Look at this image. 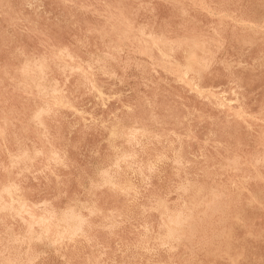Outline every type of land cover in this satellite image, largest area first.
Segmentation results:
<instances>
[{"label":"rangeland","instance_id":"obj_1","mask_svg":"<svg viewBox=\"0 0 264 264\" xmlns=\"http://www.w3.org/2000/svg\"><path fill=\"white\" fill-rule=\"evenodd\" d=\"M119 1L0 0V264H264V0Z\"/></svg>","mask_w":264,"mask_h":264},{"label":"bare ground","instance_id":"obj_2","mask_svg":"<svg viewBox=\"0 0 264 264\" xmlns=\"http://www.w3.org/2000/svg\"><path fill=\"white\" fill-rule=\"evenodd\" d=\"M63 1H64V0H63ZM116 1L120 2L119 0H116ZM128 1H129V0H128ZM136 1H138V0H136ZM150 1H151V0H150ZM162 1H163V0H162ZM175 1H176V0H175ZM184 1H185V0H184ZM191 1H193V0H191ZM191 1H190V2H191ZM194 1H195V0H194ZM199 1H200V0H199ZM199 1H198V3H199ZM259 1H260V0H259ZM65 2H66V1H65ZM147 2H148V1H147ZM163 2H164V1H163ZM166 2H167V1H166ZM176 2H177V1H176ZM178 2H179V1H178ZM195 2H197V1H195ZM242 2H243V1H242ZM67 3H68V2H67ZM120 3H121V2H120ZM139 3H140V2H139ZM191 3H192V2H191ZM200 3H201V2H200ZM217 3H219V2H217ZM225 3H226V2H225ZM229 3H230V2H229ZM236 3H237V2H236ZM244 3H245V2H244ZM116 4H117V3H116ZM147 4H148V3H147ZM171 4H172V3H171ZM192 4H193V3H192ZM212 4H213V3H212ZM237 4H238V3H237ZM138 5H139V4H138ZM151 5H152V4H151ZM180 5H181V4H180ZM183 5H184V4H183ZM188 5H189V4H188ZM216 5H217V4H216ZM218 5H219V4H218ZM104 6H105V5H104ZM181 6H182V5H181ZM202 6H203V5H202ZM81 7H82V6H81ZM89 7H90V6H89ZM107 7H108V6H106V8H107ZM121 7H122V6H121ZM146 7H147V6H146ZM183 7H184V6H183ZM187 7H188V6H187ZM198 7H199V6H198ZM207 7H209V6H207ZM212 7H213V6H212ZM112 8H113V7H112ZM150 8H151V7H150ZM175 8H176V7H175ZM200 8H201V7H200ZM203 8H204V7H203ZM219 8H220V7H219ZM239 8H240V7H239ZM80 9H81V8H80ZM85 9H86V8H85ZM88 9H89V8H88ZM92 9H93V8H92ZM176 9H177V8H176ZM179 9H180V8H179ZM179 9H177V10H179ZM181 9H182V8H181ZM118 10H119V9H118ZM129 10H130V8H129ZM131 10H132V9H131ZM183 10H184V9H183ZM201 10H203V9H201ZM209 10H210V9H209ZM213 10H214V9H213ZM216 10H218V9H216ZM108 11H109V8H108ZM133 11H134V10H133ZM220 11H221V10H220ZM94 12H95V11H94ZM103 12H104V11H103ZM119 12H120V11H119ZM139 12H140V11H139ZM177 12H178V11H177ZM180 12H181V11H180ZM182 12H183V11H182ZM190 12H191V11H190ZM221 12H223V11H221ZM228 12H229V11H228ZM89 13H90V12H89ZM97 13H99V12H97ZM101 13H102V12H101ZM105 13H106V12H105ZM121 13H122V12H121ZM134 13H135V12H134ZM149 13H150V12H149ZM214 13H215V12H214ZM226 13H227V12H226ZM94 14H95V13H94ZM111 14H112V13H111ZM178 14H179V13H178ZM97 15H98V14H97ZM106 15H107V14H106ZM106 15H105V16H106ZM114 15H115V13H114ZM121 15H122V14H121ZM130 15H131V13H130ZM187 15H188V14H187ZM187 15H185V16H187ZM234 15H235V14H234ZM100 16H101V15H100ZM122 16H123V15H122ZM122 16H121V17H122ZM131 16H132V15H131ZM179 16H180V15H179ZM211 16H212V15H211ZM222 16L225 18L224 15H222ZM235 16H236V15H235ZM106 17H107V16H106ZM113 17H114V16H113ZM113 17H111V18H113ZM117 17H118V16H117ZM119 17H120V15H119ZM119 17H118V18H119ZM200 17H201V16H200ZM213 17H215V16H213ZM220 17H221V16H220ZM101 18H102V17H101ZM108 18H109V17H108ZM108 18H107V20H110V19H108ZM124 18L126 19V17H124ZM168 18H169V17H168ZM215 18H216V17H215ZM217 18H218V17H217ZM217 18H216V19H217ZM104 19H105V18H104ZM125 19H124V20H125ZM127 19H128V18H127ZM192 19H193V18H192ZM192 19H191V20H192ZM226 19H227V18H226ZM226 19H225V20H226ZM228 19H229V18H228ZM241 19H242V18H241ZM121 20H123V18H122ZM128 20H129V19H128ZM135 20H136V19H135ZM163 20H164V19H163ZM163 20H162V21H163ZM237 20H238V18H237ZM244 20H245V19H244ZM256 20H258V18H257ZM256 20H255V21H256ZM118 21H119L120 24H122V23L120 22V20H118ZM129 21H131V19H130ZM181 21H182V20H181ZM194 21H195V20H194ZM229 21H230V20H229ZM115 22H116V21H115ZM166 22H167V21H166ZM192 22H193V21H192ZM197 22H198V21H197ZM218 22H221V19H220V21H218ZM259 22H260V21H259ZM117 23H118V22H117ZM145 23H146V22H145ZM160 23H161V22H160ZM195 23H196V22H195ZM200 23H201V22H200ZM225 23H226V22H225ZM225 23H224V24H225ZM233 23H234V22H233ZM250 23H251V22H250ZM83 24H84V23H83ZM108 24H109V23H108ZM120 24H119V25H120ZM185 24H186V23H185ZM212 24H213V23H212ZM220 24H221V23H220ZM234 24H235V23H234ZM238 24H239V23H238ZM251 24H252V23H251ZM255 24H257V22H256ZM138 25H139V24H138ZM152 25H153V24H152ZM152 25H151V26H152ZM179 25H180V24H179ZM179 25H178L177 27H180ZM195 25H197V24H195ZM225 25H226V24H225ZM245 25H246V24H245ZM245 25H244V26H245ZM247 25H248V24H247ZM260 25H261V24H260ZM104 26H105V25H104ZM109 26H110V25H109ZM112 26H114V25H112ZM126 26H127V25H126ZM130 26H131V25H130ZM146 26H147V25H146ZM217 26H218V25H217ZM223 26H224V25H223ZM261 26H262V25H261ZM261 26H260V27H261ZM97 27H98V26H97ZM97 27H96V28H97ZM117 27H118V26H117ZM121 27H122V26H121ZM164 27H165V26H164ZM164 27H163V28H164ZM182 27H184V26H182ZM203 27H204V26H203ZM208 27H209V26H208ZM227 27H228V26H227ZM234 27H235V26H234ZM234 27H233V28H234ZM93 28H94V27H93ZM102 28H103V27H102ZM107 28H108V27H107ZM113 28H114V27H113ZM129 28H130V27H129ZM151 28H152V27H151ZM168 28H169V27H168ZM174 28H175V27H174ZM211 28H212V27H211ZM214 28H215V26H214ZM233 28H232V29H233ZM97 29H98V28H97ZM124 29H125V28H124ZM124 29H123V30H124ZM126 29H128V28H126ZM136 29H138V27H137ZM139 29H140V28H139ZM147 29H148V28H147ZM212 29H213V28H212ZM218 29H219V28H218ZM246 29H247V28H246ZM254 29H255V28H254ZM94 30H95V29H94ZM99 30H100V28H99ZM134 30H135V29H134ZM176 30H179V29H176ZM221 30H222V29H221ZM249 30H250V29H249ZM84 31H85V30H84ZM87 31H88V30H87ZM110 31H111V30H110ZM119 31H120V29H119ZM131 31H132V30H131ZM142 31H143V30H142ZM153 31H154V30H153ZM211 31H213V30H211ZM241 31H243V30L241 29ZM251 31H252V30H251ZM255 31H256V30H255ZM257 31H260V30H257ZM98 32H99V31H98ZM100 32H101V31H100ZM100 32H99V33H100ZM108 32H109V31H108ZM116 32H117V31H116ZM121 32L123 33V31H121ZM134 32H135V31H134ZM151 32H152V31H151ZM167 32H168V31H167ZM235 32H236V31H235ZM260 32H261V31H260ZM103 33H104V32H103ZM128 33H129V32H128ZM136 33H137V32H136ZM144 33H145V31H144ZM158 33H159V32H158ZM215 33H216V31H215ZM222 33H224V32H222ZM239 33H240V32H239ZM38 34H39V33H38ZM104 34H105V33H104ZM115 34H116V33H114V35H115ZM139 34H140V33H139ZM146 34H147V33H146ZM159 34H160V33H159ZM212 34H213V33H212ZM218 34H219V33H218ZM102 35H103V34H102ZM117 35H118V34H117ZM121 35H122V34H121ZM132 35H133V33H132ZM132 35H131V36H132ZM142 35H143V33H142ZM151 35H152V34H151ZM153 35H155V34H153ZM153 35H152V36H153ZM165 35H166V34H165ZM167 35H168V34H167ZM175 35H176V34H175ZM261 35H262V34H261ZM42 36H43V35H42ZM99 36H100V35H99ZM107 36H108V35H107ZM127 36H128V35H127ZM156 36H157V35H156ZM156 36H153V37H156ZM177 36H178V35H177ZM177 36H176V37H177ZM198 36H199V35H198ZM198 36H197V37H198ZM201 36H202V35H201ZM212 36H214V34H213ZM217 36H218V35H217ZM240 36H241V35H240ZM122 37L124 38V35H123ZM143 37H144V36H143ZM147 37H148V36H146V38H147ZM149 37H150V36H149ZM158 37H159V36H158ZM167 37H168V36H167ZM210 37H211V36H210ZM214 37H215V36H214ZM82 38H83V37H82ZM102 38L104 39L105 37L102 36ZM120 38H121V37H120ZM132 38H133V37H132ZM138 38H139V37H138ZM170 38H171V37H170ZM179 38H180V37H179ZM183 38H184V37H183ZM194 38H195V37H194ZM194 38H193V39H194ZM200 38H201V37H200ZM200 38H199V39H200ZM202 38H203V37H202ZM211 38H212V37H211ZM246 38H247V37H246ZM77 39H79V38H77ZM117 39H118V38H117ZM149 39H150V38H149ZM159 39H160V37H159ZM164 39H165V38H164ZM166 39H167V38H166ZM188 39H189V37L187 38V40H188ZM209 39H210V38H209ZM209 39H208V40H209ZM109 40H110V39H109ZM125 40H126V39H125ZM127 40H128V39H127ZM138 40H143V39H141V37H140V39H138ZM138 40H136V41H138ZM144 40H145V39H144ZM152 40H153V39H152ZM162 40H163V39H161V41H162ZM168 40H169V39H168ZM182 40H183V39H182ZM182 40H181V41H182ZM184 40H185V39H184ZM206 40H207V39H206ZM210 40H212V39H210ZM243 40H244V39H243ZM47 41H48V40H47ZM80 41H81V39H80ZM82 41H83V40H82ZM110 41H111V40H110ZM122 41H123V40H122ZM134 41H135V39H134ZM146 41H148V40H146ZM156 41H157V40H156ZM158 41H159V40H158ZM173 41H174V39L171 40V42H173ZM195 41H196V40H195ZM213 41H215V39H214ZM219 41H220V40H219ZM223 41H224V40H223ZM258 41H260V40H258ZM113 42H114V41H113ZM138 42H139V41H138ZM144 42H145V41H144ZM148 42H149V41H148ZM166 42H168V41H166ZM176 42H177V40H176ZM209 42H210V41H209ZM211 42H212V41H211ZM107 43H109V42H107ZM107 43H106V44H107ZM142 43H143V42H142ZM159 43H160V42H159ZM188 43H189V42H188ZM195 43H196V42H195ZM195 43H194V44H195ZM201 43H203V42H201ZM204 43H206V42H204ZM207 43H208V42H207ZM217 43H218V42H217ZM245 43H246V42H245ZM101 44H102V43H101ZM121 44H122V43H121ZM140 44H141V43H140ZM144 44H146V43H144ZM148 44H149V43H148ZM152 44H154L153 41H152ZM167 44H168V43H167ZM169 44H170V43H169ZM174 44H175V43H174ZM176 44H177V43H176ZM178 44H180V43L178 42ZM181 44H182V43H181ZM191 44H192V43H191ZM47 45H48V44H47ZM81 45H82V43H81ZM94 45H95V44H93V48H94ZM113 45L115 46V44H113ZM117 45H118V44H117ZM131 45H132V44H131ZM163 45H164V44H163ZM202 45H203V44H202ZM204 45H205V44H204ZM209 45H211V44H209ZM70 46H73V45H70ZM82 46H83V45H82ZM101 46H102V45H101ZM105 46H106V45H105ZM108 46H110V45H108ZM108 46H107V47H108ZM134 46H135V45H134ZM169 46H170V45H169ZM178 46H179V45H178ZM196 46H197V45H195V47H196ZM212 46H213V45H212ZM217 46H218V45H217ZM49 47H50V46H49ZM51 47H52V46H51ZM51 47H50V48H51ZM79 47H80V46H79ZM86 47H87V46H86ZM95 47H96V46H95ZM112 47H113V46H112ZM141 47H143V46H140V48H141ZM152 47H153V46H152ZM179 47H180V46H179ZM208 47H209V46H208ZM219 47H220V46H219ZM18 48H19V47H18ZM43 48H44V47H43ZM101 48H102V47H101ZM116 48H117V47H116ZM150 48H151V47H150ZM163 48H164V47H163ZM163 48H162V49H163ZM171 48H172V47H171ZM51 49H52V48H51ZM53 49H54V48H53ZM57 49H59V47H58ZM106 49H107V48H106ZM108 49H109V47H108ZM112 49H113V48H112ZM166 49H167V48H166ZM174 49H175V48H174ZM178 49H179V48H178ZM191 49H192V48H191ZM203 49H206V48H203ZM215 49H216V48H215ZM217 49H218V48H217ZM221 49H222V48H221ZM15 50H17V49H15ZM65 50H66V48H65ZM94 50H95V49H94ZM109 50H110V49H109ZM118 50H120V49L118 48ZM118 50H117V51H118ZM134 50H135V49H134ZM144 50H145V49H144ZM144 50H143V51H144ZM146 50H147V49H146ZM150 50H151V49H150ZM159 50H160V49H158V51H159ZM167 50H169V49H167ZM201 50H202V49H200V51H201ZM207 50H208V49H207ZM219 50H220V49H219ZM56 51H57V50H56ZM56 51H55V49H54L52 52H53V53L55 52V54H56ZM121 51H122V50H121ZM156 51H157V50H156ZM170 51H171V50H170ZM202 51H203V50H202ZM52 52H51V55L53 54ZM57 52H58V51H57ZM61 52L63 53V51H61ZM84 52H85V51H84ZM151 52H152V51H151ZM208 52H209V51H208ZM208 52H205V53L208 54ZM14 53H15V52H14ZM20 53H22V52H20ZM43 53H44V52H43ZM94 53H95V52H94ZM96 53H98V52H96ZM106 53H108V51H107ZM140 53H141V52H140ZM170 53H171V52H170ZM205 53H204V55H205ZM216 53H217V51H216ZM88 54H89V53H88ZM111 54H112V53H111ZM118 54H119V53H118ZM141 54H142V53H141ZM146 54H147V52H146ZM146 54L144 53V56H145ZM159 54H160V52H159ZM209 54L211 55L210 52H209ZM18 55H19V53H18ZM25 55H26V54H25ZM42 55H43V54H42ZM42 55H40V56L42 57ZM56 55H57V54H56ZM85 55H86V54H85ZM93 55H94V54H93ZM109 55H110V53H109ZM109 55H108V56H109ZM163 55H164V53H163ZM163 55H162V56H163ZM212 55H213V54H212ZM10 56H11V55H10ZM44 56H45V55H44ZM65 56H66V55H65ZM99 56H101V52H100ZM108 56H107V57H108ZM112 56H113V55H112ZM149 56H150V55H149ZM166 56H168V55H165V58H166ZM216 56H217V55H216ZM262 56H263V55H262ZM21 57H22V56H21ZM30 57H31V55H30ZM52 57H54V56H52ZM58 57H59V55H58ZM86 57H87V56H86ZM93 57L95 58V56H93ZM102 57H103V56H102ZM119 57H120V56H119ZM212 57H213V56H212ZM12 58H13V57H12ZM43 58H44V57H43ZM61 58H62V57H61ZM75 58H76V57H75ZM100 58H101V57H100ZM111 58H112V57H111ZM111 58H110V60H111ZM149 58H150V57H149ZM163 58H164V57H163ZM167 58H168V57H167ZM201 58H202V57H201ZM201 58H200V59H201ZM17 59L19 60L18 57H17ZM17 59H16V60H17ZM22 59H23V58H22ZM33 59H34V58H33ZM33 59H32V60H33ZM38 59H40V58L38 57ZM50 59H52V58H50ZM78 59H79V58H78ZM88 59H90V58H88ZM105 59H106V58H105ZM105 59H102V60H105ZM107 59H108V58H107ZM134 59H135V58H134ZM206 59H207V58H206ZM213 59H214V58H213ZM25 60H26V59H25ZM27 60H29V59H27ZM40 60H41V59H40ZM47 60H48V59H47ZM57 60H58V59H57ZM69 60H70V59H69ZM98 60H99V59H98ZM116 60H117V59H116ZM127 60H128V59H127ZM136 60H137V59H136ZM148 60H149V59H148ZM204 60H205V59H204ZM210 60H211V59H210ZM260 60H261V59H260ZM7 61H8V60H7ZM52 61H53V60H52ZM52 61H50V62H52ZM61 61H62V60H60V63H61ZM82 61H83V60H82ZM85 61H86V60H85ZM89 61H91V60H89ZM107 61H108V60H107ZM107 61H105V62H107ZM125 61H126V59H125ZM131 61H132V60H131ZM154 61H155V60H154ZM158 61H159V60H158ZM158 61L156 62L157 64H158ZM173 61H174V60H173ZM207 61H208V60H207ZM207 61H206V62H207ZM211 61H212V60H211ZM10 62H11V61H10ZM41 62H42V61H41ZM79 62H80V61H79ZM102 62H103V61H102ZM105 62H104V63H105ZM116 62H117V61H116ZM129 62H130V61H129ZM134 62H135V61H134ZM136 62H137V61H136ZM19 63H20V62H19ZM81 63H82V62H81ZM87 63H88V62H87ZM99 63H100V62H99ZM109 63H110V62H108V64H109ZM164 63H165V62H164ZM176 63H177V62H176ZM176 63H175V64H176ZM202 63H204V62H202ZM252 63H253V62H252ZM42 64H43V63H42ZM53 64L56 65V63H53ZM65 64H66V63H65ZM95 64H96V63H95ZM115 64H116V63H115ZM128 64H129V63H128ZM141 64H142V63H141ZM159 64H160V63H159ZM167 64H168V63H167ZM230 64H231V63H230ZM232 64H233V63H232ZM238 64H239V63H238ZM19 65H20V64H19ZM29 65H30V64H29ZM31 65H33V64H31ZM43 65H44V64H43ZM45 65H46V64H45ZM49 65H50V64H49ZM59 65H60V64H59ZM62 65H63V64H62ZM105 65H107V64H105ZM110 65H111V64H109V66H110ZM126 65H127V64H126ZM134 65H135V64H134ZM146 65H148V64H146ZM146 65H145V66H146ZM176 65H177V64H176ZM176 65H175V66H176ZM203 65H204V64H203ZM206 65H207V64H206ZM239 65H242V64H239ZM258 65H259V64H258ZM3 66H4V65H3ZM14 66H15V65H14ZM14 66H13V67H14ZM35 66H36V65H35ZM47 66H48V65H47ZM71 66H73V65H71ZM81 66H82V65H81ZM92 66H93V64H92ZM99 66H100V65H99ZM116 66H117V65H116ZM124 66H125V64H124ZM140 66H142V65H140ZM161 66H162V63H161ZM170 66H171V65H170ZM201 66H202V65H201ZM229 66H230V65H229ZM236 66H237V64H236ZM4 67H5V66H4ZM74 67H75V66H74ZM76 67H79V65L76 66ZM90 67H91V66H90ZM100 67H102V63H101V66H100ZM156 67H157V66H156ZM158 67H159V65H158ZM164 67H165V66H164ZM164 67H163V68H164ZM179 67H180V66H179ZM181 67H182V66H181ZM18 68H19V67H18ZM48 68H49V67H48ZM95 68H96V67H95ZM98 68H99V67H97V69H98ZM105 68L108 69V67H105ZM110 68H111V67H109V69H110ZM142 68H143V67H142ZM147 68H148V67H147ZM160 68H161V67H160ZM0 69H1V68H0ZM29 69H31V68H29ZM59 69H60V67H59ZM67 69L69 70V68H67ZM111 69H112V68H111ZM136 69H137V68H136ZM144 69H145V68H144ZM188 69H189V68H188ZM209 69H210V68H209ZM13 70H14V69H13ZM23 70H24V69H23ZM31 70H32V69H31ZM57 70H58V69H57ZM60 70H61V69H60ZM62 70H63V69H62ZM80 70H81V68H80ZM98 70H99V69H98ZM113 70H114V69H113ZM113 70H111V71H113ZM163 70H164V69H163ZM180 70H181V69H180ZM33 71H34V70H33ZM35 71H37V70H35ZM44 71H45V70H44ZM48 71H49V69H48ZM75 71H76V70H75ZM90 71H91V70H90ZM93 71H94V70H93ZM103 71H104V68H103ZM123 71H124V70H123ZM152 71H153V70H152ZM205 71H206V70H205ZM228 71H229V69H228ZM3 72H5V71H3ZM37 72H38V71H37ZM57 72H58V71H57ZM62 72H63V71H62ZM62 72H61V73H62ZM64 72H65V71H64ZM76 72H77V71H76ZM104 72H105V71H104ZM113 72H114V71H113ZM137 72H138V71H137ZM142 72H143V71H142ZM174 72H175V71H174ZM176 72H177V71H176ZM6 73H7V72H6ZM18 73H20V72H18ZM49 73H50V72H49ZM98 73H99V72H98ZM100 73H101V72H100ZM110 73H111V72H110ZM154 73H155V72H154ZM184 73H185V72H184ZM28 74H29V73H28ZM45 74H46V73H45ZM62 74H63V73H62ZM69 74H70V72H69ZM94 74H95V73H94ZM107 74H108V73H107ZM172 74H173V73H172ZM177 74H178V73H177ZM12 75H13V74H12ZM19 75H20V74H19ZM30 75H31V73H30ZM32 75H33V74H32ZM39 75H41V74H39ZM186 75H187V74H186ZM28 76H29V75H28ZM28 76H27V77H28ZM80 76H81V75H80ZM100 76H101V75H100ZM103 76L105 77V75H103ZM113 76H114V75H113ZM6 77H7V76H6ZM21 77H22V76H21ZM39 77H40V76H38V78H39ZM42 77H43V76H42ZM65 77H66V76H65ZM92 77H93V76H92ZM117 77H119V76H117ZM174 77H175V76H174ZM17 78H18V77H17ZM23 78H25V77H23ZM23 78H22L21 80H23ZM28 78H30V76H29ZM34 78H35V77H34ZM50 78H51V77H50ZM50 78H49V80H52V78H51V79H50ZM130 78H131V77H130ZM40 79H41V78H40ZM83 79H84V78H83ZM121 79H122V77H121ZM180 79H181V78H180ZM14 80H15V79H14ZM43 80H44V79H43ZM149 80H150V79H149ZM156 80H157V79H156ZM0 81H1V80H0ZM10 81H12V80H10ZM157 81H158V80H157ZM161 81H162V80H161ZM161 81H160V82H161ZM164 81H165V80H164ZM19 82H21V81H19ZM27 82H29V79L27 80ZM30 82H31V81H30ZM34 82H36V81H34ZM43 82H44V81H43ZM45 82H46V81H45ZM57 82H58V81H57ZM162 82H163V81H162ZM31 83H32V82H31ZM39 83H40V82H39ZM55 83H56V82H55ZM74 83H75V82H74ZM149 83H150V81H149ZM152 83H153V82H152ZM155 83H156V82H155ZM181 83H182V81H181ZM190 83H191V82H190ZM197 83H198V82H197ZM15 84H16V83H15ZM34 84H35V83H34ZM40 84H41V83H40ZM45 84H46V83H45ZM48 84H49V83H48ZM48 84H46V85H48ZM62 84H63V83H62ZM147 84H148V83H147ZM159 84H160V83H159ZM191 84H192V83H191ZM17 85H18V84H17ZM17 85H16V86H17ZM41 85H43V84H41ZM46 85H45V86H46ZM64 85H65V84H64ZM80 85H81V84H80ZM151 85H152V84H151ZM157 85H158V84H157ZM184 85H185V84H184ZM22 86H23V85H22ZM31 86L34 87V85H31ZM31 86H30V87H31ZM81 86H83V85H81ZM185 86H186V85H185ZM60 87H61V86H60ZM62 87H64V86L62 85ZM77 87H78V86H77ZM188 87H189V86H188ZM13 88H14V87H13ZM13 88H12V89H13ZM17 88H18V87H17ZM23 88H24V86H23ZM31 88H32V87H31ZM56 88H57V87H56ZM91 88L93 89V87H91ZM169 88H170V87H169ZM196 88H197V87H196ZM2 89H3V88H2ZM38 89H39V88H38ZM193 89H194V88H193ZM208 89H209V88H208ZM208 89H207V90H208ZM18 90H19V89H18ZM94 90H95V89H94ZM149 90H150V89H149ZM196 90H197V89H196ZM198 90H199V89H198ZM217 90H218V89H217ZM5 91H6V90H5ZM53 91H54V90H53ZM132 91H133V90H132ZM200 91H201V90H200ZM25 92H26V91H25ZM29 92H31V91L29 90ZM34 92L36 93V91H34ZM44 92H45V91H44ZM208 92H209V91H208ZM51 93H52V92H51ZM197 93H198V92H197ZM205 93H206V92H205ZM25 94H26V93H25ZM36 94H37V93H36ZM38 94H39V93H38ZM44 94H45V93H44ZM57 94H58V93H57ZM64 94H65V93H64ZM74 94H75V93H74ZM98 94H99V93H98ZM201 94H202V93H201ZM223 94H224V93H223ZM231 94H232V93H231ZM41 95H42V93H41ZM99 95H100V94H99ZM199 95H200V94H199ZM234 95H235V94H234ZM35 96H36V95H35ZM45 96H46V95H45ZM45 96H43V97H45ZM50 96H51V95H50ZM101 96H102V95H101ZM135 96H136V95H135ZM215 96H216V95H215ZM37 97H38V96H37ZM48 97H49V96H48ZM51 97H52V96H51ZM118 97H119V96H118ZM106 98H107V97H106ZM199 98H200V97H199ZM206 98H207V97H206ZM28 99H29V98H28ZM47 99H48V98H47ZM51 99L55 100L54 98H50V100H51ZM153 100H154V99H153ZM206 100H208V99H206ZM209 100H210V99H209ZM234 100H235V99H234ZM240 100H241V99H240ZM32 101H34V100H32ZM145 101H146V100H145ZM215 101H216V100H215ZM236 101H237V100H236ZM208 102H209V101H208ZM46 103H47V101H46ZM237 104H238V101H237ZM44 105H45V104H44ZM44 105H43V106H44ZM35 106H36V105H35ZM39 106H40V105H39ZM41 106H42V104H41ZM54 106H55V104H54ZM151 106H152V105H151ZM218 106H219V105H218ZM260 106H261V105H260ZM148 107H149V106H148ZM216 107H217V106H216ZM46 108H47V107H46ZM219 108H220V106H219ZM260 108H261V107H260ZM35 109H36V108H35ZM47 109H48V108H47ZM128 109H129V108H128ZM232 109H233V108H232ZM11 111H12V110H11ZM32 111H33V110H32ZM32 111H31V112H32ZM49 111H50V110H48V112H49ZM228 111H229V110H228ZM233 111H234V110H233ZM242 111H243V110H242ZM48 112H47V113H48ZM116 112H117V111H116ZM150 112H151V111H150ZM221 112H222V111H221ZM239 112H240V111H239ZM244 112H245V111H244ZM29 113H30V112H29ZM32 113H34V112H32ZM49 113H50V112H49ZM234 113H235V112H234ZM241 113H242V112H241ZM7 114H8V113H7ZM116 114H117V113H116ZM152 114H153V113H152ZM259 114H260V113H259ZM46 115H47V114H46ZM73 115H74V114H73ZM133 115H134V114H133ZM150 115H151V114H150ZM248 115H249V114H248ZM31 116H32V115H31ZM31 116H30V117H31ZM41 116H42V115H41ZM41 116H40V117H41ZM111 116H112V115H111ZM236 116H237V115H236ZM245 116H247V115H245ZM251 116H252V115H251ZM241 117H242V116H241ZM241 117H240V118H241ZM263 117H264V116H263ZM16 118H17V117H16ZM253 118H254V117H253ZM253 118H252V119H253ZM150 119H151V118H150ZM247 119H248V118H247ZM9 120H10V119H9ZM13 120H14V119H13ZM31 120H32V119H31ZM31 120H30V121H31ZM39 120H40V119H39ZM210 120H211V119H210ZM258 120H259V119H258ZM258 120H257V121H258ZM4 121H5V120H4ZM7 121H8V120H7ZM28 121H29V120H28ZM32 121L34 122L35 120H32ZM133 121H134V120H133ZM146 121H147V120H146ZM160 121H161V120H160ZM17 122H18V121H17ZM10 123H11V121H10ZM37 123H38V122H37ZM86 123H87V122H86ZM263 123H264V122H263ZM4 124H6V123H4ZM7 124H8V123H7ZM125 124H126V123H125ZM161 124H162V123H161ZM10 125H11V124H10ZM25 125H26V124H25ZM27 125H28V124H27ZM34 125H35V124H34ZM41 125H42V124H41ZM248 125H249V124H248ZM21 127H22V125H21ZM3 128H6V126L3 127ZM3 128H1V129H3ZM11 128H14V127H11ZM43 128H44V127H43ZM123 128H124V127H123ZM131 128H132V127H131ZM35 129H36V127H35ZM112 129H113V127H112ZM114 129H116V128H114ZM17 130H18V129H17ZM21 130H22V129H21ZM25 130H26V129H25ZM121 130H122V128H121ZM126 130H127V129H126ZM153 130H154V129H153ZM228 130H229V129H228ZM1 131H2V130H1ZM4 131H6V130H3V132H4ZM18 131H19V130H18ZM119 131H120V130H119ZM133 131H134V130H133ZM188 131H189V130H188ZM11 132H12V131H11ZM13 132H14V131H13ZM42 132H43V131H42ZM42 132H41V133H42ZM95 132H96V131H95ZM111 132H112V131H111ZM129 132H130V131H129ZM136 132H137V131H136ZM139 132H140V131H139ZM143 132H144V131H143ZM24 133H25V132H24ZM115 133H116V131H115ZM131 133H132V132H131ZM144 133H145V132H144ZM144 133H143V134H144ZM172 133H173V132H172ZM4 134H5V132H4ZM12 134H13V133H12ZM15 134H16V133H15ZM15 134H14V135H15ZM19 134H20V133H19ZM123 134H124V133H123ZM133 134H134V133H133ZM140 134H141V133H140ZM2 135H3V134H2ZM37 135H38V134H37ZM39 135H40V133H39ZM44 135H45V134H44ZM44 135H43V136H44ZM127 135H128V134H127ZM146 135H147V134H146ZM154 135H155V134H154ZM245 135H246V134H245ZM7 136H8V134H7ZM40 136H41V135H40ZM108 136H109V135H108ZM110 136H111V135H110ZM116 136H117V135H116ZM120 136H121V135H120ZM124 136H125V135H124ZM15 137H16V136H15ZM121 137H122V136H121ZM126 137H127V136H126ZM131 137H132V136H131ZM131 137H130V138H131ZM155 137H156V136H155ZM25 138L27 139V137H25ZM25 138L23 137V139H25ZM114 138H115V137H114ZM133 138H134V137H133ZM158 138H159V137H158ZM3 139H4V138H3ZM12 139H13V137H12ZM17 139H18V138H17ZM26 139H25V140H26ZM128 139H129V138H128ZM134 139H135V138H134ZM176 139H177V138H176ZM5 140H6V139H5ZM29 140H30V139H29ZM46 140H47V139H46ZM124 140H125V139H124ZM132 140H133V139H132ZM229 140H230V139H229ZM15 141H16V140H15ZM20 141H21V139H20ZM27 141H28V140H27ZM133 141H134V140H133ZM2 142H3V141H2ZM127 142L129 143L128 140H127ZM138 142H139V141H138ZM125 143H126V142H125ZM128 143H127V144H128ZM237 143H238V142H237ZM19 144H20V143H19ZM164 144H165V143H164ZM48 145H49V144H48ZM138 145H139V144H138ZM17 146H18V145H17ZM19 146H20V145H19ZM148 146H149V145H148ZM222 146H223V145H222ZM3 147H4V145H3ZM34 147H35V146H34ZM238 147H239V146H238ZM256 147H257V146H256ZM0 148H1V147H0ZM21 148H22V147H21ZM228 148H229V147H228ZM18 149H19V148H18ZM22 149H23V148H22ZM115 149H116V148H115ZM238 149H239V148H238ZM4 150H5V149H4ZM16 150H17V148H16ZM24 150H25V149H24ZM26 150H28V149H26ZM34 150H35V148H34ZM34 150H32V151H34ZM36 150H37V149H36ZM229 150H230V149H229ZM231 150H232V149H231ZM14 151H15V150H14ZM48 151H49V150H48ZM53 151H54V150H53ZM16 152H17V151H16ZM16 152H15V154H16ZM30 152H31V151H30ZM91 152H92V151H91ZM123 152H124V151H123ZM123 152H122V153H123ZM175 152H176V150H175ZM8 153H10V152H8ZM20 153H21V152H20ZM20 153L18 154V152H17L18 156L20 155ZM177 153H178V151H177ZM227 153H228V152H227ZM15 154H14V155H15ZM17 154H16V155H17ZM27 154H28V153H27ZM34 154H35V152H34ZM34 154H33V155H34ZM38 154H39V153H38ZM55 154H56V153H55ZM129 154H130V153H129ZM28 155H29V154H28ZM36 155H37V154H36ZM126 155H127V154H126ZM9 156H10V155H9ZM55 156H56V155H55ZM119 156H120V155H119ZM134 156H135V155H134ZM28 157H29V156H28ZM31 157H32V156H31ZM33 157H35V156H33ZM113 157H115V156H113ZM120 157H121V156H120ZM124 157H125V156H124ZM253 157H254V156H253ZM20 158H21V157H20ZM24 158H25V157H24ZM24 158H23V159H24ZM51 158H52V157H51ZM111 158H112V157H111ZM129 158H130V157H129ZM129 158H128V159H129ZM200 158H201V157H200ZM261 158H262V157H261ZM9 159H10V158H9ZM47 159H48V158H47ZM58 159H59V158H58ZM113 159H114V158H113ZM176 159H177V157H176ZM180 159H181V158H180ZM236 159L238 160V158H235V160H236ZM12 160H13V159H12ZM27 160H28V159H27ZM30 160H32V159H30ZM50 160H51V159H50ZM53 160H54V159H53ZM55 160H56V158H55ZM122 160H123V159H122ZM224 160H225V159H224ZM20 161H21V160H20ZM47 161H48V160H47ZM117 161H118V158H117ZM250 161H251V159H250ZM255 161H257V160H255ZM16 162H17V161H16ZM16 162H15V163H16ZM54 162H56V161H54ZM168 162H169V161H168ZM173 162H174V161H173ZM173 162H172V163H173ZM232 162H233V161H232ZM258 162H259V161H258ZM17 163H18V162H17ZM140 163H141V162H140ZM262 163H263V162H262ZM262 163H261V164H262ZM24 164H25V163H24ZM39 164H40V163H39ZM116 164H117V162H116ZM242 164H244V163H242ZM253 164H254V163H253ZM253 164H252V165H253ZM7 165H8V164H7ZM11 165H12V164H11ZM55 165H56V164H55ZM176 165H177V164H176ZM178 165H179V164H178ZM185 165H186V164H185ZM218 165H219V164H218ZM236 165H237V164H236ZM249 165H250V164H249ZM252 165H250V166H252ZM110 166H111V165H110ZM115 166H116V165H115ZM139 166H140V165H139ZM147 166H148V165H147ZM156 166H157V165H156ZM216 166H217V165H216ZM228 166H229V164H228ZM232 166H234V165H232ZM257 166H258V165H257ZM260 166H261V165H260ZM0 167H1V166H0ZM4 167H5V166H4ZM4 167H3V168H4ZM13 167H15L14 164H13L12 168H13ZM63 167H64V166H63ZM112 167H113V165H112ZM117 167H118V166H117ZM128 167H129V166H128ZM151 167H152V166H151ZM205 167H206V166H205ZM234 167H235V166H234ZM255 167H256V166H255ZM9 168H10V167H9ZM12 168H11V169H12ZM24 168H27V167H24ZM31 168H32V167H31ZM108 168H109V167H108ZM221 168H222V167H221ZM230 168H231V167H230ZM260 168H261V167H260ZM262 168H263V167H262ZM27 169H28V168H27ZM109 169H110V168H109ZM128 169H129V168H128ZM148 169H149V168H148ZM148 169H147V171H148ZM235 169H236V168H235ZM238 169H239V168H238ZM238 169H236V170H238ZM240 169H241V168H240ZM253 169H254V168H253ZM2 170H3V169H2ZM151 170H152V169H151ZM220 170H221V169H220ZM236 170H235V171H236ZM7 171H8V170H7ZM7 171H6V174H7ZM20 171H21V170H20ZM24 171H25V170H24ZM39 171H40V170H39ZM95 171L97 172L98 170H95ZM105 171H106V170H105ZM177 171H178V170H177ZM232 171H233V168H232ZM245 171H246V170H245ZM37 172H38V171H37ZM102 172H103V170H102ZM17 173H18V172H17ZM17 173H16V174H17ZM21 173H22V172H21ZM98 173L101 174L100 171H99ZM107 173H108V172H107ZM111 173H112V172H111ZM139 173H140V172H139ZM248 173H249V171H248ZM252 173H253V171H252ZM255 173H256V172H255ZM28 174H29V173H28ZM100 174H99V175H100ZM113 174H114V173H113ZM140 174H141V173H140ZM104 175H105V174H104ZM104 175H101V176L103 177ZM133 175H134V172H133ZM248 175H249V174H248ZM256 175H258V173H257ZM259 175H260V174H259ZM259 175H258V176H259ZM112 176H113V175H112ZM176 176H177V175H176ZM216 176H217V175H216ZM216 176H215V177H216ZM253 176H254V175H253ZM7 177H8V176H7ZM102 177H100L101 180H102ZM219 177H220V176H219ZM254 177H255V176H254ZM254 177H253V178H254ZM261 177H262V176H261ZM105 178H106V177H105ZM105 178H104V179H105ZM220 178H221V177H220ZM242 178H243V177H242ZM242 178H241V179H242ZM258 178H260V177H258ZM15 179H16V178H15ZM33 179H34V178H33ZM109 179H110V178H109ZM111 179H112V178H111ZM145 179H146V178H145ZM243 179H244V178H243ZM245 179H246V178H245ZM254 179H255V178H254ZM260 179H261V178H260ZM13 180H14V179H13ZM13 180H12V181H13ZM90 180H91V179H90ZM112 180H113V179H112ZM132 180H133V179H132ZM146 180H147V179H146ZM184 180H186V179H184ZM263 180H264V179H263ZM106 181H108V180H106ZM147 181H148V180H147ZM144 182H145V181H144ZM183 182H184V181H183ZM263 182H264V181H263ZM7 183H8V182H7ZM89 183H90V182H89ZM94 183H95V182H94ZM97 183H98V182H97ZM112 183H113V182H112ZM217 183H218V182H217ZM237 183H238V182H237ZM2 184H3V183H2ZM2 184H1V185H2ZM90 184H91V183H90ZM95 184H96V183H95ZM98 184H99V183H98ZM100 184H101V183H100ZM116 184H117V183H116ZM140 184H141V183H140ZM179 184H181V183H179ZM185 184H186V183H185ZM5 185H6V183H5ZM107 185H108V184H107ZM128 185H129V184H128ZM130 185H131V184H130ZM176 185H177V184H176ZM188 185H189V184H188ZM188 185H187V186H188ZM7 186H8V184H7ZM11 186H12V185H11ZM15 186H16V185H15ZM96 186H97V185H96ZM122 186H123V185H122ZM199 186H200V185H199ZM1 187H2V186H0V189H1ZM93 187H94V186H93ZM129 187H130V186H128V188H129ZM143 187H144V186H143ZM177 187H178V186H177ZM179 187H180V186H179ZM189 187H190V186H189ZM191 187H192V185H191ZM194 187H195V186H194ZM203 187H204V186H203ZM203 187H201V188H203ZM209 187H210V186H209ZM209 187H208V188H209ZM234 187H235V186H234ZM18 188H19V187H18ZM94 188H95V187H94ZM112 188H113V187H112ZM125 188H126V187H125ZM128 188H127V190L130 191L129 189H131V188H129V189H128ZM132 188H133V187H132ZM197 188H200V187H197ZM205 188H206V187H205ZM213 188H214V187H213ZM108 189H109V188H108ZM191 189H192V188H191ZM1 190H2V189H1ZM10 190H11V189H10ZM15 190H16V189H15ZM17 190H18V189H17ZM97 190H98V189H97ZM131 190H133V189H131ZM169 190H170V189H169ZM179 190H180V189H179ZM186 190H187V189H186ZM198 190H199V189H198ZM207 190H208V189H207ZM212 190H214V189H212ZM212 190H211V191H212ZM245 190H246V189H245ZM2 191H3V190H2ZM119 191H120V189H119ZM124 191H125V190H124ZM176 191H177V190H176ZM188 191H189V190H188ZM192 191H193V190H192ZM209 191H210V189L208 190V192H209ZM214 191H215V190H214ZM235 191H236V190H235ZM238 191H239V190H238ZM241 191H242V190H241ZM15 192H16V191H15ZM181 192L183 193V191H181ZM196 192H199V191H196ZM216 192H217V190H216ZM222 192H223V191H222ZM239 192H240V191H239ZM246 192H247V191H246ZM259 192H261V191H259ZM89 193H90V192H89ZM127 193H128V192H127ZM127 193H126V195H128ZM129 193H130V192H129ZM200 193H202V192H200ZM211 193H212V192H211ZM211 193H210V194H211ZM1 194H2V193H1ZM1 194H0V195H1ZM166 194H167V193H166ZM173 194H174V193H173ZM176 194H177V193H176ZM207 194H208V193H207ZM219 194H220V191H219ZM253 194H254V193H253ZM255 194H256V193H255ZM258 194H259V193H258ZM11 195H13V194L11 193ZM57 195H58V194H57ZM168 195H170V194L168 193ZM196 195H197V193H196ZM214 195H215V193H214ZM214 195H213V196H214ZM216 195H217V194H216ZM259 195H260V194H259ZM259 195H256V196H259ZM7 196H8V195H7ZM149 196H151V195H149ZM149 196H148V197H149ZM170 196H171V195H170ZM193 196H194V195H193ZM198 196H199V195H198ZM201 196H202V195H201ZM220 196H221V195H220ZM224 196H225V195H224ZM239 196H240V195H239ZM253 196H254V195H253ZM253 196H252V197H253ZM14 197H15V196H14ZM195 197H196V196H195ZM206 197H207V196H206ZM214 197H215V196H214ZM218 197H219V196H217V198H218ZM222 197H223V196H222ZM231 197H232V196H231ZM1 198H2V197H1ZM11 198H12V197H11ZM193 198H194V197H193ZM262 198H263V196H262ZM63 199H64V198H63ZM167 199H168V198H167ZM176 199H177V198H176ZM197 199H198V198H197ZM202 199H203V197H202ZM204 199H205V198H204ZM211 199H212V198H211ZM215 199H216V198H215ZM225 199H226V198H225ZM249 199H251V198H249ZM254 199H255V198H254ZM254 199H253V200H254ZM256 199H257V198H256ZM13 200H14V199H13ZM16 200H17V199H16ZM54 200H55V199H54ZM73 200H74V199H73ZM155 200H156V199H155ZM164 200H165V199H164ZM185 200H186V199H185ZM190 200H192V198H191ZM200 200H201V199H200ZM205 200H206V199H205ZM212 200H213V199H212ZM216 200H217V199H216ZM216 200H215V201H216ZM19 201H20V200H19ZM19 201H18V203H20ZM42 201H43V200H42ZM178 201H179V200H178ZM215 201H213L214 204L216 203ZM245 201H246V199H245ZM251 201H252V200H251ZM251 201H250V203H251ZM259 201H260V200H259ZM1 202H2V201H1ZM22 202H23V201H22ZM44 202H45V201H44ZM72 202H73V201H72ZM84 202H85V201H84ZM130 202H131V201H130ZM158 202H159V201H158ZM165 202H166V201H165ZM165 202H164V203H165ZM173 202H174V201H173ZM209 202H211V201H209ZM221 202H222V200H221ZM221 202H220V204H221ZM8 203H9V202H8ZM13 203H14V202H13ZM18 203H16V204H18ZM40 203H41V202H40ZM85 203H86V202H85ZM90 203H91V202H90ZM178 203H179V202H178ZM182 203H183V201H182ZM186 203H187V202H186ZM186 203H185V204H186ZM199 203H200V201H199ZM202 203H203V202H202ZM227 203H228V202H227ZM235 203H236V202H235ZM259 203H260V202H259ZM3 204H4V203H3ZM9 204H10V203H9ZM37 204H38V203H37ZM45 204H46V203H45ZM69 204H70V203H69ZM76 204H78V202H77ZM79 204H80V203H79ZM79 204H78V205H79ZM83 204H84V203H83ZM83 204H82V205H83ZM152 204H153V203H152ZM158 204H159V203H158ZM169 204H170V203H169ZM185 204H184L183 206H185ZM194 204H195V203H194ZM218 204H219V203H218ZM223 204H224V203H223ZM238 204H239V203H238ZM246 204H247V203H246ZM20 205H21V204H20ZM33 205H34V204H33ZM80 205H81V204H80ZM82 205H81V206H82ZM86 205H87V204H86ZM91 205H92V204H91ZM160 205L162 206V204H160ZM160 205H159V206H160ZM179 205H180V204H179ZM188 205H189V204H188ZM190 205H192V204H190ZM202 205H203V204H202ZM207 205H208V204H207ZM212 205H213V203H212ZM239 205H240V204H239ZM248 205H249V204H248ZM251 205H252V204H251ZM18 206H19V205H18ZM75 206H76V205H75ZM81 206H79V207H81ZM84 206H85V205H84ZM172 206H173V205H172ZM181 206H182V205H181ZM193 206H194V205H193ZM198 206H199V205H198ZM216 206H217V204H215V207H216ZM23 207H24V206H23ZM67 207H69V206H67ZM72 207H73V206H72ZM79 207H78V208H79ZM86 207H87V206H86ZM89 207H90V206H89ZM154 207H155V206H154ZM177 207H178V206H177ZM186 207H187V206H186ZM188 207H191V209L189 208L190 210H192V208H193L192 206H188ZM212 207H213V206H212ZM249 207H250V206H249ZM18 208H19V207H18ZM42 208H43V207H42ZM42 208H41V209H42ZM49 208H50V206H49ZM142 208H143V206H142ZM145 208H146V207H145ZM149 208H150V207H149ZM167 208H168V207H167ZM179 208H180V207H179ZM182 208H183V207H182ZM194 208H195V207H194ZM7 209H8V208H7ZM14 209H15V208H14ZM63 209H65V208H63ZM67 209H68V208H67ZM86 209H87V208H86ZM88 209H89V208H88ZM156 209H158V208L156 207ZM156 209H155V210H156ZM162 209H164V208L162 207ZM174 209H175V208H174ZM174 209H173V210H174ZM184 209H185V208H184ZM218 209H219V208H218ZM16 210H17V209H16ZM22 210H23V209H22ZM24 210H26V209H24ZM24 210H23V212H24ZM43 210H45V209H43ZM58 210H59V209H58ZM72 210H73V209H72ZM151 210H152V209H151ZM195 210H196V209H195ZM195 210H194V211H195ZM202 210H203V209H202ZM211 210H212V209H211ZM211 210H210V208H209V211H211ZM216 210H217V209H216ZM223 210H224V209H223ZM252 210H253V209H252ZM258 210H259V209H258ZM258 210H257V211H258ZM19 211H20V210H19ZM49 211H51V210H49ZM67 211H68V210H67ZM85 211H87V210H85ZM95 211H96V210H95ZM98 211H99V210H98ZM152 211H153V210H152ZM164 211H165V210H164ZM175 211H176V210H175ZM175 211H174V213H175ZM177 211H178V209H177ZM184 211H186V210H184ZM206 211H207V210H206ZM214 211H215V208H214ZM46 212H48V211H46ZM63 212H64V211H63ZM74 212H75V211H74ZM93 212H94V211H93ZM110 212H111V211H110ZM110 212H109V213H110ZM165 212H166V211H165ZM171 212H172V211H171ZM191 212H192V211H191ZM202 212H203V211H202ZM222 212H223V211H222ZM222 212H220V213H222ZM51 213H52V212H51ZM60 213H61V212H60ZM64 213H65V212H64ZM67 213H70V212H67ZM89 213H91V212H89ZM89 213H88V214H89ZM143 213H144V212H143ZM160 213H161V212H160ZM160 213H159V214H160ZM169 213H170V212H169ZM181 213H182V212H181ZM184 213H185V212H184ZM186 213H187V212H186ZM188 213H189V212H188ZM233 213H234V212H233ZM14 214H15V213H14ZM44 214H45V213H44ZM49 214H50V213H49ZM57 214H59V213H57ZM57 214H55V215H57ZM75 214L77 215V213H75ZM75 214H74V215H75ZM94 214H96V213H93L92 215H94ZM99 214H100V213H99ZM162 214H163V212H162ZM162 214H161V215H162ZM166 214H168V213H166ZM175 214H176V213H175ZM200 214H201V213H200ZM223 214H224V213H223ZM46 215H47V214H46ZM100 215H101V214H100ZM181 215H182V214H181ZM187 215H188V214H187ZM201 215H202V214H201ZM204 215H205V214H204ZM206 215H207V214H206ZM210 215H211V214H210ZM238 215H240V214H238ZM250 215H251V214H250ZM13 216H14V215H13ZM27 216H28V215H27ZM29 216H30V215H29ZM48 216H49V215H48ZM163 216H164V215H163ZM167 216H168V215H167ZM182 216H183V215H182ZM184 216H185V215H184ZM191 216H192V215H191ZM197 216H198V215H197ZM202 216H203V215H202ZM254 216H255V215H254ZM6 217H7V216H6ZM16 217H17V216H16ZM54 217H55V216H54ZM66 217H67V216H66ZM87 217H88V216H87ZM91 217H92V216H91ZM105 217H106V216H105ZM111 217H112V216H111ZM111 217H110V218H111ZM118 217H119V216H118ZM185 217H186V216H185ZM199 217H200V216H199ZM205 217H206V216H205ZM221 217H222V216H221ZM233 217H234V216H233ZM236 217H237V216H236ZM11 218H12V217H11ZM18 218H19V217H18ZM31 218H32V217H31ZM46 218H47V217H46ZM59 218H60V217H59ZM61 218H63V217H61ZM81 218H82V217H81ZM88 218H89V217H88ZM97 218H98V217H97ZM108 218H109V217H108ZM108 218H107V219H108ZM158 218H160V215L158 216ZM164 218L166 219V217H164ZM170 218H171V217H170ZM174 218H175V217H174ZM180 218L182 219V217H180ZM183 218H184V217H183ZM195 218H196V217H195ZM238 218H239V217H238ZM0 219H1V218H0ZM37 219H38V218H37ZM53 219H54V218H53ZM53 219H51V220H53ZM84 219H85V218H84ZM118 219H119V218H118ZM160 219H161V218H160ZM190 219H191V218H190ZM192 219H193V218H192ZM192 219H191V220H192ZM201 219H202V218H201ZM201 219H200V220H201ZM217 219H218V218H217ZM241 219H242V218H241ZM3 220H4V219H3ZM23 220H24V219H23ZM33 220H34V219H33ZM33 220H32V221H33ZM48 220H49V219H48ZM103 220H104V218H103ZM188 220H189V219H188ZM188 220H187V221H188ZM191 220H190V221H191ZM20 221H21V220H19V222H20ZM32 221H31V222H32ZM71 221H72V220H71ZM83 221H85V220H83ZM101 221H102V220H101ZM138 221H139V220H138ZM166 221H167V219H166ZM187 221H186V222H187ZM193 221H194V220H193ZM197 221L199 222V220H197ZM218 221H219V219H218ZM223 221H225V220H223ZM226 221H227V220H226ZM15 222H16V221H15ZM31 222H29V223H31ZM38 222H39V221H38ZM44 222H45V221H44ZM73 222H74V221H73ZM133 222H134V221H133ZM161 222H162V221H161ZM200 222H201V221H200ZM237 222H238V221H237ZM242 222H243V221H242ZM25 223H26V222H25ZM34 223H35V221L33 222V224H34ZM46 223H47V222H46ZM55 223H56V222H55ZM55 223H54V225H56ZM57 223H58V222H57ZM76 223H77V222H76ZM105 223H106V222H105ZM113 223L115 224V221H114ZM174 223H175V222H174ZM190 223H191V222H190ZM190 223H189V224H190ZM194 223H195V221H194ZM194 223H193V224H194ZM207 223H208V222H207ZM218 223H219V222H218ZM253 223H254V222H253ZM43 224H44V223H43ZM43 224H41V225H43ZM80 224H81V223H80ZM84 224H85V223H84ZM145 224H146V223H145ZM189 224H188V225H189ZM191 224H192V223H191ZM193 224H192V225H193ZM210 224H211V223H210ZM219 224H220V223H219ZM231 224H232V223H231ZM248 224H249V223H248ZM26 225H27V224H26ZM48 225H49V223H48ZM58 225H59V224H58ZM58 225H57V226H58ZM96 225H97V224H96ZM161 225H162V227H163V224H161ZM165 225H166V224H165ZM168 225H169V224H168ZM184 225H185V224H184ZM192 225H191V226H192ZM194 225H195V224H194ZM196 225H198V224H196ZM202 225H203V224H202ZM220 225H221V224H220ZM236 225H238V224H236ZM3 226H4V225H3ZM3 226H2V227H3ZM43 226H47V225L44 224ZM75 226H76V224H75ZM105 226H106V225H105ZM109 226H110V225H109ZM109 226H108V227H109ZM112 226H113V224H112ZM144 226H145V225H143V227H144ZM151 226H152V225H151ZM158 226H159V225H158ZM158 226H157V227H158ZM170 226H171V225H170ZM178 226H179V225H178ZM233 226H234V225H233ZM239 226H240V223H239ZM12 227H13V226H12ZM26 227H27V226H26ZM65 227H66V226H65ZM88 227H89V226H88ZM97 227H98V226H97ZM106 227H107V226H106ZM159 227H160V226H159ZM167 227H168V226H167ZM181 227H182V226H181ZM184 227H187V226H184ZM184 227H183V228H184ZM194 227H195V226H194ZM219 227H220V226H219ZM229 227H230V226H229ZM6 228H7V227H6ZM10 228H11V227H10ZM42 228L44 229V227H42ZM55 228H56V227H55ZM60 228H61V227H60ZM67 228H68V227H67ZM71 228H72V227H71ZM82 228H83V227L81 226V229H82ZM103 228H104V227H103ZM140 228H142V227H140ZM144 228H145V227H144ZM152 228H153V227H152ZM174 228H175V227H174ZM212 228H213V227H212ZM223 228H224V227H223ZM26 229H27V228H26ZM57 229H58V228H57ZM62 229H63V228H62ZM73 229H75V228L73 227ZM108 229H110V228H108ZM148 229H149V228H148ZM150 229H151V228H150ZM158 229L160 230L161 228H158ZM163 229H164V228H163ZM167 229H168V228H167ZM176 229H178V227H177ZM180 229H181V228H180ZM196 229H197V228H196ZM23 230H25V229H23ZM27 230H28V229H27ZM39 230H40V229H39ZM39 230H38V231H39ZM48 230H49V229H48ZM136 230H137V229H136ZM165 230H166V227H165ZM181 230H183V229H181ZM192 230H193V229H192ZM225 230H226V229H225ZM238 230H239V229H238ZM9 231H10V230H9ZM9 231H8V232H9ZM11 231H12V230H11ZM56 231H57V230H56ZM59 231H60V230H59ZM59 231H58V232H59ZM67 231H68V230H67ZM72 231H73V230H72ZM75 231H76V230H75ZM109 231H110V230H109ZM156 231H157V230H156ZM166 231H167V230H166ZM172 231H173V230H172ZM184 231H186V230H184ZM196 231H197V230H196ZM209 231H212V230H209ZM218 231H219V230H218ZM232 231H233V230H232ZM240 231H241V229H240ZM248 231H249V230H248ZM252 231H253V230H252ZM262 231H263V230H262ZM41 232H42V231H41ZM61 232H62V230H61ZM144 232H145V230H144ZM180 232H181V231H180ZM188 232H189V229H188ZM194 232H195V231H194ZM198 232H199V231H198ZM222 232H223V231H222ZM222 232H219V233H222ZM238 232H239V231H238ZM21 233H22V232H21ZM23 233H24V232H23ZM23 233H22V234H23ZM38 233H40V231H39ZM38 233H36V234H38ZM67 233H69V232H67ZM71 233H72V232H71ZM81 233H82V231H81ZM81 233H80V234H81ZM146 233H147V231H146ZM146 233H145V234H146ZM148 233H149V232H148ZM161 233H162V232H161ZM174 233H175V232H173V235H174ZM186 233H187V232H186ZM217 233H218V232H217ZM227 233H228V232H227ZM3 234H4V233H3ZM7 234H8V233H7ZM7 234H6V235H7ZM14 234H15V233H14ZM58 234H59V233H58ZM65 234H66V233H65ZM65 234H64V235H65ZM69 234H70V233H69ZM82 234H83V233H82ZM110 234H111V233H110ZM164 234H165V233H164ZM175 234H176V233H175ZM183 234H184V233H183ZM260 234H261V232H260ZM17 235H18V234H17ZM20 235H21V234H20ZM29 235H30V234H29ZM29 235H28V236H29ZM41 235H42V234H41ZM67 235H68V234H67ZM72 235H73V234H72ZM160 235H161V234H160ZM166 235H167V234H166ZM173 235H172V237H173ZM190 235H191V234H190ZM215 235H216V234H215ZM220 235H221V234H220ZM225 235H226V234H225ZM4 236H5V235H4ZM22 236H23V235H22ZM34 236H35V234H34ZM44 236H45V235H44ZM84 236H85V235H84ZM164 236H165V235H164ZM181 236H182V235H181ZM193 236H194V235H193ZM201 236H202V235H201ZM234 236H235V235H234ZM263 236H264V235H263ZM17 237H18V236H17ZM20 237H21V236H20ZM25 237H26V236H25ZM42 237H43V236H42ZM55 237L57 238V236H55ZM55 237H54V238H55ZM70 237H71V236H70ZM74 237H75V236H74ZM85 237H86V236H85ZM158 237H160V236H158ZM166 237H168V236H166ZM179 237H180V234H179ZM179 237H177V238L179 239ZM185 237H186V236H185ZM188 237H189V236H188ZM190 237H191V236H190ZM216 237H217V236H216ZM228 237H229V236H228ZM242 237H243V236H242ZM242 237H241V238H242ZM258 237H259V236H258ZM6 238H7V237H6ZM12 238H13V237H12ZM12 238H11V239H12ZM14 238H15V237H14ZM28 238H29V237H28ZM63 238H64V237H63ZM138 238H139V236H138ZM145 238H146V237H145ZM150 238H151V237H150ZM160 238H161V237H160ZM168 238H169V237H168ZM174 238H175V237H174ZM191 238H193V237H191ZM211 238H212V236H211ZM220 238H221V237H220ZM253 238H254V236H253ZM0 239H1V238H0ZM40 239H41V238H40ZM67 239H68V238H67ZM72 239H73V238H72ZM72 239H71V240H72ZM91 239H92V238H91ZM153 239H154V238H153ZM155 239H156V238H155ZM155 239H154V240H155ZM161 239H162V238H161ZM163 239H164V238H163ZM165 239H166V238H165ZM169 239L171 240V237H170ZM181 239H182V238H181ZM188 239H189V238H188ZM212 239H213V238H212ZM214 239H215V238H214ZM228 239H229V238H228ZM244 239H245V238H244ZM257 239H258V238H257ZM5 240H6V239H5ZM58 240H59V239H58ZM183 240L186 241L187 239L185 240V239L183 238ZM205 240H206V239H205ZM233 240H234V238H233ZM235 240H236V239H235ZM253 240H254V239H253ZM261 240H262V239H261ZM12 241H13V240H12ZM16 241H17V240H16ZM20 241H21V240H20ZM42 241H43V240H42ZM42 241H41V242H42ZM55 241H56V240H55ZM68 241H69V240H68ZM142 241H143V240H142ZM156 241H157V240H156ZM159 241H160V240H159ZM163 241H164V240H163ZM167 241H169V240H167ZM180 241H182V240H180ZM189 241H190V239H189ZM210 241H211V239H210ZM217 241H218V240H217ZM226 241H227V240H226ZM231 241H232V240H231ZM259 241H260V240H259ZM4 242H5V241H4ZM29 242H30V240H29ZM48 242H49V241H48ZM203 242H206V241H203ZM218 242H220V240H219ZM237 242H238V241H237ZM257 242H258V241H257ZM262 242H263V241H262ZM5 243H6V242H5ZM10 243H11V242H10ZM21 243H23V242H21ZM25 243H26V242H25ZM35 243H36V242H35ZM38 243H39V242H38ZM55 243H56V242H55ZM188 243H191V242H188ZM209 243H210V242H209ZM211 243H212V242H211ZM213 243H214V242H213ZM213 243H212V244H213ZM221 243H222V242H221ZM225 243L227 244V242H225ZM244 243H245V242H244ZM17 244H18V242H17ZM115 244H116V243H115ZM145 244H146V243H145ZM166 244H167V243H166ZM191 244H192V243H191ZM234 244H235V243H234ZM257 244H258V243H257ZM163 245H164V244H163ZM167 245H168V244H167ZM193 245H194V244H193ZM201 245H202V244H201ZM210 245H211V244H210ZM219 245H220V244H219ZM244 245H245V244H244ZM9 246H10V245H9ZM21 246H22V245H21ZM26 246H27V244H26ZM47 246H50V245H47ZM135 246H136V245H135ZM204 246H205V245H204ZM204 246H202V247H204ZM226 246H227V245H226ZM226 246H225V247H226ZM228 246H229V245H228ZM249 246H250V244H249ZM35 247H36V246H35ZM38 247H39V246H38ZM98 247H99V246H98ZM98 247H97V248H98ZM176 247H177V246H176ZM182 247H184V246H182ZM192 247H194V246H192ZM18 248H19V247H18ZM26 248H27V247H26ZM49 248H50V247H49ZM58 248H59V247H58ZM95 248H96V247H95ZM99 248H100V247H99ZM99 248H98V249H99ZM177 248H178V247H177ZM215 248H216V247H215ZM222 248H223V247H222ZM226 248H227V247H226ZM0 249H1V248H0ZM12 249H13V248H12ZM21 249H22V248H21ZM153 249H154V248H153ZM185 249H186V248H185ZM210 249H211V248H210ZM217 249H218V247H217ZM219 249H220V248H219ZM235 249L237 250V248H235ZM14 250H15V249H14ZM19 250H20V249H19ZM37 250H38V248H37ZM140 250H141V249H140ZM144 250H145V249H144ZM144 250H143V251H144ZM148 250H149V249H148ZM198 250H199V249H198ZM213 250H215V249L213 248ZM220 250H221V249H220ZM222 250H223V249H222ZM224 250H225V249H224ZM242 250H243V249H242ZM2 251H3V250H2ZM16 251H17V250H16ZM164 251H165V250H164ZM169 251H170V250H169ZM209 251H210V250H209ZM211 251H212V250H211ZM254 251H255V250H254ZM0 252H1V251H0ZM12 252H13V251H12ZM28 252H29V251H28ZM31 252H33V251H31ZM42 252H43V250H42ZM56 252H57V251H56ZM56 252H55V253H56ZM102 252H103V250H102ZM140 252H141V251H140ZM170 252H171V251H170ZM176 252H177V251H176ZM205 252H206V251H205ZM212 252H213V251H212ZM222 252H223V251H222ZM233 252H234V251H233ZM244 252H245V254H246V251H244ZM250 252H252V250H251ZM2 253H3V252H2ZM8 253H9V252H8ZM24 253H25V250H24ZM173 253H174V252H173ZM181 253H182V252H181ZM216 253H217V252H216ZM220 253H221V252H220ZM262 253H263V252H262ZM29 254H30V253H29ZM29 254H28V255H29ZM31 254H32V253H31ZM36 254H37V253H36ZM39 254H40V253H39ZM41 254H43V253H41ZM148 254H149V252H148ZM210 254H211V252H210ZM224 254H226V253H224ZM249 254H250V253H249ZM25 255H26V254H25ZM33 255H34V254H33ZM37 255H38V254H37ZM45 255H46V254H45ZM180 255H181V254H180ZM241 255H242V254H241ZM246 255H247V254H246ZM29 256H30V255H29ZM181 256H182V255H181ZM209 256H210V255H209ZM227 256H228V255H227ZM235 256H236V255H235ZM237 256H239V254H238ZM9 257H11V256H9ZM13 257H14V256H13ZM13 257H11V258H13ZM16 257H17V254H16ZM19 257H20V256H19ZM30 257L33 258V256H30ZM34 257H35V256H34ZM59 257H60V256H59ZM61 257H62V256H61ZM253 257H254V256H253ZM4 258H5V257H4ZM132 258H133V257H132ZM182 258H183V257H182ZM188 258H189V257H188ZM219 258H221V257H219ZM236 258H237V257H236ZM254 258H255V257H254ZM259 258H260V257H259ZM0 259H1V257H0ZM16 259H17V258H16ZM140 259H141V258H140ZM140 259H139V260H140ZM170 259H171V258H170ZM261 259H262V258H261ZM3 260H4V259H3ZM14 260H15V259H14ZM31 260H33V259H31ZM173 260H174V259H173ZM187 260H188V259H187ZM228 260H229V257H228ZM259 260H260V259H259ZM6 261H7V260H6ZM9 261H11V260H9ZM26 261H27V260H26ZM36 261H37V260H36ZM179 261H180V260H179ZM184 261H185V260H184ZM242 261H243V260H242ZM257 261H258V260H257ZM0 262H1V261H0ZM31 262H32V261H31ZM63 262H64V261H63ZM65 262H66V261H65ZM252 262H253V261H252ZM258 262H259V261H258ZM260 262H262V261H260ZM3 263H5V262L3 261ZM262 263H263V262H262ZM9 264H10V263H9ZM18 264H19V262H18ZM159 264H160V263H159ZM177 264H178V263H177Z\"/></svg>","mask_w":264,"mask_h":264}]
</instances>
